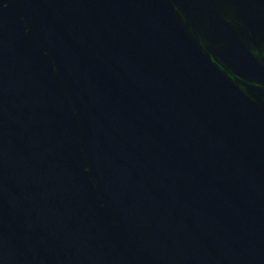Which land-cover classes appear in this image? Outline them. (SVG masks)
<instances>
[{
  "label": "water",
  "instance_id": "1",
  "mask_svg": "<svg viewBox=\"0 0 264 264\" xmlns=\"http://www.w3.org/2000/svg\"><path fill=\"white\" fill-rule=\"evenodd\" d=\"M0 264H264V0H0Z\"/></svg>",
  "mask_w": 264,
  "mask_h": 264
}]
</instances>
